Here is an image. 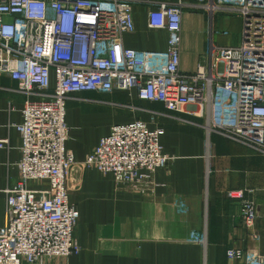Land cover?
<instances>
[{
  "label": "built area",
  "instance_id": "built-area-1",
  "mask_svg": "<svg viewBox=\"0 0 264 264\" xmlns=\"http://www.w3.org/2000/svg\"><path fill=\"white\" fill-rule=\"evenodd\" d=\"M200 1H207L211 17L222 10L240 13L241 41L216 53L212 48L196 71L185 73L181 1L156 3L149 10V27L169 35L167 50L151 51L124 44V34L136 29L135 0H0V73L17 81L18 92L27 96L23 122L16 125L22 158L18 182L6 189L0 264L42 262L82 249L69 202L75 157L66 148V104L72 94L134 88L140 99L162 102L171 111L195 106L190 113L205 115L210 131L264 155V0ZM160 132L140 119L113 124L84 164L112 173L120 185L150 191L157 169L174 160L164 152ZM7 144L0 141V147ZM32 180H47L49 187L31 189ZM227 196L240 203L250 235L257 238L255 201L244 189ZM196 240L206 243L205 237ZM227 256L234 264H264L256 251L232 248Z\"/></svg>",
  "mask_w": 264,
  "mask_h": 264
},
{
  "label": "crops",
  "instance_id": "crops-1",
  "mask_svg": "<svg viewBox=\"0 0 264 264\" xmlns=\"http://www.w3.org/2000/svg\"><path fill=\"white\" fill-rule=\"evenodd\" d=\"M136 29L124 34L126 47L141 50L168 49L166 30L148 25V12L156 3L182 1L184 14L181 69L192 73L213 48L235 46L241 35L230 31L231 18L243 17L222 10L214 17L200 0H135ZM243 29V26H242ZM231 37V38H230ZM53 86L55 79L53 75ZM18 82L0 73V227L7 221L6 189L19 179L22 158V109L26 94ZM221 102L227 97L219 96ZM219 107L216 108L218 111ZM168 110L164 103L142 100L136 89L85 91L70 95L66 104L69 138L66 148L75 157L69 184V202L75 208L74 233L82 249L70 256L47 257L42 262L20 264H234L229 249L264 255V155L217 131H210L205 115ZM141 119L150 129H161L160 143L174 156L167 167L157 169L153 187L142 192L136 184L120 185L112 173L84 162L113 124ZM31 189H46L47 180H32ZM244 189L255 201L258 218L250 235L238 201L230 190ZM196 237H205L202 244Z\"/></svg>",
  "mask_w": 264,
  "mask_h": 264
},
{
  "label": "rangeland",
  "instance_id": "rangeland-1",
  "mask_svg": "<svg viewBox=\"0 0 264 264\" xmlns=\"http://www.w3.org/2000/svg\"><path fill=\"white\" fill-rule=\"evenodd\" d=\"M182 2V1H181ZM183 3V2H182ZM200 3L202 4L203 6V10L206 11L208 13V10L207 8L204 7V4L206 5L207 4V1H200ZM216 14V12L213 14V17L214 15ZM211 17V15H210ZM242 20L240 18H237V17H234V18H231L230 20V24H229V27H230V31L233 33V34H237V35H241V32H242ZM231 38V37H230ZM141 120V119H140Z\"/></svg>",
  "mask_w": 264,
  "mask_h": 264
}]
</instances>
